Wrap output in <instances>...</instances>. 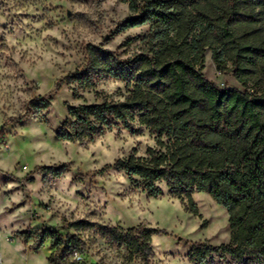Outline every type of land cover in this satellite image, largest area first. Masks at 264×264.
I'll return each mask as SVG.
<instances>
[{
    "label": "clouds",
    "instance_id": "clouds-1",
    "mask_svg": "<svg viewBox=\"0 0 264 264\" xmlns=\"http://www.w3.org/2000/svg\"><path fill=\"white\" fill-rule=\"evenodd\" d=\"M138 2L142 10L147 5V0ZM129 3L130 0H102L99 4L94 0L91 5L78 0H27L26 3L25 0H2L0 3V37H3L0 44L4 45L0 47V177H10L6 182L0 181V264H53V261L55 264H195L185 255L192 245L220 248L232 244L229 229L232 214L227 207L216 205V215L222 219L212 229L202 230L203 220L198 216L189 219L192 214L184 210L187 196L177 194L175 181L169 183L173 169L168 161L161 165L167 178L157 179L150 188L143 186L139 174L132 173L130 178L127 168L116 169L117 160L125 162L129 157L152 168L154 154L168 152V137L158 138L142 124L139 110L130 123L135 128H143L140 135L130 134L122 124L113 125L110 130L105 125L103 134H97L94 140L83 138L82 143L81 139L61 138L59 143L68 145L67 151L52 146L53 138L64 131L62 121L72 122L68 132L77 130L78 122L69 106L82 109L129 102L132 92L125 81L111 74L89 73L95 80V86L89 89L80 88L77 79L65 80L88 67L81 52L83 45L100 46L107 28H115L126 16L138 14L130 9ZM112 8L118 10L113 12ZM64 9L85 13L104 30H93L66 19L61 22ZM21 13H27V18ZM49 20L54 22L52 27L46 26ZM149 24L147 21L127 28L124 35L140 33ZM122 38L117 37L114 44ZM114 44H105L103 49L116 52ZM137 44L139 47L135 50L120 49L124 54L119 59H131L146 51L142 42ZM216 75L220 77L215 81L217 86L223 88V73ZM29 88L32 90L28 91ZM35 97L47 100L48 107L39 110L33 107L29 112L32 107L29 101ZM105 115L111 118L107 110ZM45 116L50 123L41 121ZM89 119L93 127H99L94 115L89 114ZM61 165H66L67 170L60 168ZM133 179L141 183L134 185ZM204 195L201 192L192 199ZM39 201L48 206L46 210L36 206ZM33 212L41 219L32 220ZM80 220L89 223L87 230L68 227ZM41 223L58 228L65 242L70 236L79 237L82 246L68 244L67 250L61 253L50 249L49 239L39 251H34L39 237L28 238L25 243L26 236L20 233ZM105 230L129 237L140 236L148 230L146 243L151 251L145 250L147 259L131 256L126 244L119 248L115 244L109 246V237L102 234ZM213 259L215 264H245V261L264 264V252L257 250L246 252L243 257L227 258L214 255Z\"/></svg>",
    "mask_w": 264,
    "mask_h": 264
},
{
    "label": "trees",
    "instance_id": "trees-1",
    "mask_svg": "<svg viewBox=\"0 0 264 264\" xmlns=\"http://www.w3.org/2000/svg\"><path fill=\"white\" fill-rule=\"evenodd\" d=\"M129 7L138 14L128 16L123 28L150 21L140 41L146 51L122 60L111 51L88 44L84 48L88 67L65 77L68 81L77 79L80 88L89 89L95 86L89 73L111 74L125 81L132 92L129 102L82 109L69 106L78 122L77 130L68 132L72 122L65 120L61 123L64 131L56 138L81 139L83 143V138L93 140L102 135L105 125L110 130L120 124L131 134H141L143 128L130 123L139 110L142 124L158 138L168 137V152L154 154L152 168L129 157L125 162L117 160L116 169L127 168L130 178L132 173L139 174L143 186L150 188L157 179L167 178L161 165L168 161L173 169L169 183L175 181L177 194L187 196L185 208L193 216L200 214L192 196L201 192L232 214V244L220 248L192 245L187 255L195 264H210L214 255L243 257L246 252H264V0H147L143 10L138 0H130ZM207 49L216 71L231 73L244 90L220 88L204 77ZM29 104V112L33 107H48L43 97H35ZM89 114L95 116L99 127H93ZM68 227L85 231L89 223L80 220ZM102 234L109 237V246L126 244L131 256L146 260L145 250L151 251L146 243L148 230L131 237L115 230ZM20 235L26 236L25 243L28 238L39 237L34 251L49 239L50 249L61 253L68 244L82 246L76 236L65 242L55 228Z\"/></svg>",
    "mask_w": 264,
    "mask_h": 264
},
{
    "label": "rangeland",
    "instance_id": "rangeland-1",
    "mask_svg": "<svg viewBox=\"0 0 264 264\" xmlns=\"http://www.w3.org/2000/svg\"><path fill=\"white\" fill-rule=\"evenodd\" d=\"M26 2H27V0H25V3ZM78 2L91 5L94 2V0H78ZM95 2L97 4H99L100 2H102V0H95ZM0 3H2V0H0ZM56 7L63 9L62 5H57ZM117 10H118L117 8H112L113 12H116ZM21 16L24 17V18H27L28 14L27 13H21ZM127 17L128 16H126L122 21L117 23L115 28H107V31L105 32V34L101 38V45L97 46V47L103 49V45H105V44H114V42L116 41V38L119 37V36H122L123 38L120 40V42L118 44H114V47L116 48L117 51L113 52L118 57L120 55L124 54V53L120 52V49H123L124 52H127L129 50H135L137 47H139L137 42L141 41L142 37L147 32L148 28H145L142 32L136 33L134 35H124V32L126 31L127 28L126 29L123 28L122 25H123L124 20ZM19 18L20 17H17V19H19ZM40 18H43V17H33V19H40ZM65 19L68 22H70V23L71 22H76V24H78V25L86 26L88 28H92L93 30H96V29L100 28V26L97 25V23L95 21L90 20L89 17L85 13H83V12H74L72 9H64V15L60 17V20H61V22H63ZM53 23L54 22L52 20H49V22H48V24L46 26L47 27H52ZM100 30L103 31L104 29L100 28ZM2 39H3V37H0V40H2ZM88 44L93 45L92 43H87V44L83 45V47L81 48V52L83 53L84 58H85L84 48ZM3 46L4 45L0 44V47H3ZM94 46H96V45H94ZM10 59L11 58L9 57V60ZM5 66H8V62L7 61L5 62ZM203 67L204 68L202 70V73H203L204 77L207 80H209L210 82L216 84L215 81L219 80L220 77H218L216 75L218 72L216 71L215 66H214V64H213V62L211 60V54H210V51L208 49L205 52V59H204V66ZM223 76H224V79L221 82L224 84V87H234V88H238L240 90H244V86H242L239 83H237L231 73L223 74ZM33 83H35V81H33ZM31 90H32L31 88L28 89V91H31ZM22 121H24V120H22ZM41 121L43 123H45V124L50 123L48 121V119L46 118V116L45 117H41ZM34 127H35V125H34ZM142 133H143V131H142ZM117 135L119 136V133H117ZM132 135H140V134H132ZM59 141L60 140H58L56 137L53 138V140H52L53 148L67 151L69 146L68 145H61L59 143ZM0 142H2V141H0ZM133 151H136V149H133ZM66 169H67V167H66ZM102 173L103 172H101V174ZM9 179H10V177H8V176L0 177V181H3V182L8 181ZM60 179L62 180L63 177H60ZM83 179L84 178H82L81 181H83ZM78 194L82 195V193H78ZM199 194L200 193H194L193 196L194 195L199 196ZM193 200H194V202L196 204V207L198 209V212L200 214V218L203 220V223L200 225V228L202 230L212 229L215 226L216 222L218 220L222 219V217H218L216 215V212L218 211V208L216 207V205H218V204L216 202L212 203V201H214V200L208 193H205V195L203 197H200L199 199H193ZM36 206L37 207H42L45 210L48 207L47 205H44L42 201L37 202ZM161 210H163V209H161ZM184 210H185V212L190 213L186 208ZM192 217H194V216L191 215L189 217V219L191 220ZM205 217H207V218H205ZM31 219L32 220H38V219H41V217L36 212H33L32 216H31ZM48 228L58 229V228H56V227H54V226H52V225H50L48 223H41V224H37L35 228H30L29 230H26V232H22V233H27L28 231H31L32 233H35L38 230H45V229H48ZM185 245H187V241H185ZM190 248H189V250H190ZM189 250H188V252H189ZM188 252L185 253V255H187ZM221 258H227V257H221ZM209 261H210V264H215L213 256L210 258Z\"/></svg>",
    "mask_w": 264,
    "mask_h": 264
}]
</instances>
